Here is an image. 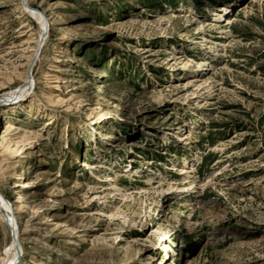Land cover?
I'll return each instance as SVG.
<instances>
[{
  "label": "rangeland",
  "instance_id": "rangeland-1",
  "mask_svg": "<svg viewBox=\"0 0 264 264\" xmlns=\"http://www.w3.org/2000/svg\"><path fill=\"white\" fill-rule=\"evenodd\" d=\"M4 1L0 95L35 78L0 105L18 264H264V0H45L39 55Z\"/></svg>",
  "mask_w": 264,
  "mask_h": 264
},
{
  "label": "bare ground",
  "instance_id": "bare-ground-1",
  "mask_svg": "<svg viewBox=\"0 0 264 264\" xmlns=\"http://www.w3.org/2000/svg\"><path fill=\"white\" fill-rule=\"evenodd\" d=\"M4 2L6 3L13 2L15 4V8H18L20 10L19 15L15 17L19 23L25 24L26 21L29 19V17L35 19L38 22L39 24L38 34L37 37L34 39L37 42V46L36 48L34 47L36 51L34 54L36 53L38 54L37 51L41 50V49L39 50V48L49 38V33L52 27H54V29H56L60 35L63 34L62 28L58 26L59 19L56 13L52 9L49 12H46L43 9H41V6L45 2V0H40L38 7L34 6L33 5L34 3L31 2L30 0H5ZM70 7L74 8V5H70ZM220 7L224 8V4L221 5ZM244 9L245 8L243 7L242 10ZM10 13H12V11ZM217 13L220 14L221 11H218ZM61 16H66V15L62 14ZM227 20H228L227 24L233 22L230 19V17ZM21 28H24V25H22ZM3 31L4 30H0V34ZM35 58L33 59L31 55V57L28 60V66H30L31 69L34 65ZM196 80L197 79H194L193 81ZM34 87H35V78L32 72L31 74H29V71L27 70L25 81L22 85L14 89H11L10 91L4 93L3 95H0V105L2 103L13 104L15 101L17 102V99L24 98L34 89ZM27 140L28 142L31 141V139L29 138H27ZM6 169L7 167L5 168V165L0 163V174L2 176L4 175V171ZM106 180L111 181L114 179L109 176L107 177ZM198 187L200 188V186ZM16 195L17 196L15 197L14 201H11L8 200L5 197V195L0 191L1 217L6 222V224L11 228V232H12L11 241L4 247V250L0 254L1 264H18L20 262L21 256L23 255L24 252L21 243V234L28 232L29 230H31V228H35L36 226L35 225L36 223H34V220L36 219V215H35L36 213L34 212L33 215H31L30 218H28L26 222H24V226L22 227V229H20L19 222L23 218L22 213L24 211V208H26L25 203L27 202H25V200L28 198V196L25 195V193L23 192H17Z\"/></svg>",
  "mask_w": 264,
  "mask_h": 264
}]
</instances>
